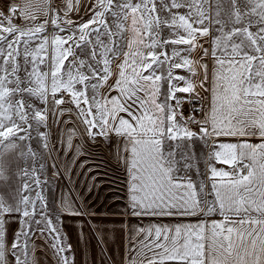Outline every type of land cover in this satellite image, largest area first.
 <instances>
[{"label":"snow or ice","instance_id":"snow-or-ice-1","mask_svg":"<svg viewBox=\"0 0 264 264\" xmlns=\"http://www.w3.org/2000/svg\"><path fill=\"white\" fill-rule=\"evenodd\" d=\"M85 146L124 180L128 264H264V0H7L0 264L37 232L69 264L53 221L91 212L44 190Z\"/></svg>","mask_w":264,"mask_h":264},{"label":"crops","instance_id":"crops-1","mask_svg":"<svg viewBox=\"0 0 264 264\" xmlns=\"http://www.w3.org/2000/svg\"><path fill=\"white\" fill-rule=\"evenodd\" d=\"M6 3L7 0H0V10L4 9ZM62 132V128L53 126L50 132L53 142ZM85 148L93 155H81L76 159L71 165V179L69 174L64 173L63 164L60 166V177L55 178L54 193L58 197L68 195L69 198H76L79 193L82 200L77 199V204H86L91 212L84 216H64L72 246L69 264H128L129 226L134 225L137 218L127 214L129 209L124 180L117 179L116 171L109 170L107 176L101 175L105 169L97 170L93 165L102 149L96 146ZM57 155L53 152L54 157ZM71 156V152H65L61 159L68 163ZM92 176L96 177L94 181L90 179ZM14 182L15 177H10L6 183L0 184V188L11 190L10 185ZM91 184H95V187L86 191V186ZM49 248L52 249L41 241L40 236H33L30 249L35 264H58L60 258Z\"/></svg>","mask_w":264,"mask_h":264},{"label":"rangeland","instance_id":"rangeland-1","mask_svg":"<svg viewBox=\"0 0 264 264\" xmlns=\"http://www.w3.org/2000/svg\"><path fill=\"white\" fill-rule=\"evenodd\" d=\"M181 74L187 75V73H184L181 71ZM185 108H188V105H185ZM49 163H51V161H49ZM47 171V169H46ZM49 175V180H50V185L48 188H45L44 190V195L49 197L50 200V193H54L55 191V178ZM42 179L44 178L43 176L41 177ZM51 202V200H50ZM53 223L55 224L56 228L59 230V236H60V241L59 243L65 248V251L62 253V255L64 257H67L69 260V263L71 262V250H72V246L70 244V234L67 233V224H66V218L63 216L61 218V222H56L53 221ZM18 225L16 223H10L9 225V231L10 234H14V232L17 230ZM40 236L41 241L45 244V245H49L52 247L53 243H56V241L53 240L52 236L49 235L48 233H45L43 236H41L38 232L34 235V236ZM33 238V237H32ZM31 242V241H30ZM70 246V249L69 247ZM50 251H53L54 254L56 255V257L58 258L59 256L56 254L55 249L52 247V249L49 248ZM60 258V257H59ZM13 258L11 256H9V260L11 261Z\"/></svg>","mask_w":264,"mask_h":264}]
</instances>
